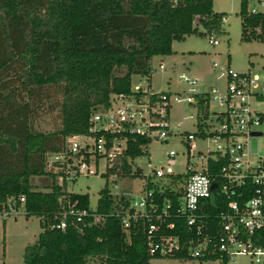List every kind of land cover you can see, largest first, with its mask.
Masks as SVG:
<instances>
[{"label":"trees","instance_id":"16d2710c","mask_svg":"<svg viewBox=\"0 0 264 264\" xmlns=\"http://www.w3.org/2000/svg\"><path fill=\"white\" fill-rule=\"evenodd\" d=\"M247 5L241 0L242 33L264 29V14L248 12ZM224 17L213 0H0V209L8 197L23 195L25 215L38 217L41 228L22 264H151L160 258L148 254L140 224L127 240L107 184L96 205L102 223L84 218L56 228L65 193L46 169V154L60 152L66 136L87 133L90 114L107 107L112 93H129L132 76L150 80L152 58L170 55L174 41L198 33L196 19L205 34L220 35ZM120 68L123 74L116 73ZM45 89L61 96V126L48 133L31 124V102ZM139 153L136 146L126 156ZM126 156L110 171L129 174ZM35 176L50 178L44 191L31 182ZM67 194L88 206L87 193Z\"/></svg>","mask_w":264,"mask_h":264},{"label":"built area","instance_id":"2783aa9c","mask_svg":"<svg viewBox=\"0 0 264 264\" xmlns=\"http://www.w3.org/2000/svg\"><path fill=\"white\" fill-rule=\"evenodd\" d=\"M257 3L264 7V0ZM248 12L264 14V9ZM252 33L264 40L263 27H253ZM207 34L213 46L219 44L215 31ZM159 67L164 69L163 61ZM217 67L213 61L212 68ZM179 79L188 86L183 97L180 92L173 96L140 83H131L129 93H112L107 107L90 114L87 133L66 136L60 152L46 154V169L65 193L59 197L61 211L55 226L65 230L68 221L78 223L84 218L90 219L89 225L102 223L105 216L96 207L70 199L67 187L79 176L98 174L103 161L106 177L144 182L139 192L108 189L119 203L116 215L121 217L127 240L140 224L150 256L264 264V153L252 149L253 144L259 148L260 138L264 140L257 130L264 126V72L220 69L217 79L224 81V87L220 83L205 90L191 74L182 73ZM173 102L196 111L182 117L176 131L170 128ZM212 103L223 109L212 108ZM254 103L263 109L253 108ZM188 118L194 119L195 130L180 131ZM168 141L181 145L182 151L168 149L159 164L149 158L146 167L135 163L150 154L152 143ZM136 146L140 153L126 156ZM125 156L131 172L124 176L118 170L111 172L115 160ZM179 156L183 170H176ZM24 202L23 195L8 197L0 209L3 219L20 215Z\"/></svg>","mask_w":264,"mask_h":264},{"label":"rangeland","instance_id":"374dc122","mask_svg":"<svg viewBox=\"0 0 264 264\" xmlns=\"http://www.w3.org/2000/svg\"><path fill=\"white\" fill-rule=\"evenodd\" d=\"M241 0H213V10L225 13L222 23V33L218 35L219 44L213 46L209 42V35L205 34L203 26H198V33L187 36L183 41L172 43V53L165 56H154L151 60L152 75L150 82L145 75L132 76V85L140 83L142 87L151 84L156 92H171L172 95H182L188 89L186 83L179 79L182 73L191 74L198 80L197 86L201 90L209 86L224 87V81L217 79L220 69L228 67L238 72H264V40L258 38L254 33L250 34L253 27H247L246 34L242 33V18L239 13ZM247 9L263 10L264 7L257 3V0H250ZM160 60L164 61V69L159 67ZM216 61L218 67L213 69L212 62ZM117 74H123L124 68L116 70ZM61 96L54 89L41 90L31 102L32 127L43 133L53 132L61 126L60 114ZM214 109H223V106L212 103ZM253 108L263 109V105L254 103ZM195 109L184 103L173 102L171 107L170 128L173 131L178 129V123L182 117L189 114L195 115ZM194 119H186L181 123L180 131H194L192 125ZM264 134V126L257 128ZM263 138L259 139V148L253 144L252 149H257L264 153L262 147ZM182 151V146L168 141L160 144L152 143L149 146L150 154L139 157L135 163L146 167L150 159L151 163L159 164L163 162L164 152L170 148ZM149 158V159H148ZM176 170H183V158L178 157ZM181 162V163H180ZM104 162L99 165L98 174L79 176L75 182L68 184L69 192L87 193L89 195V206L95 208L99 198L100 190L107 184L114 191L126 190L139 192L144 187V182L139 179L130 178L119 180L114 176L106 177L102 174ZM115 180V181H114ZM37 189L44 191L51 182L45 176H35L31 178ZM117 184V187L113 186ZM21 214L16 217L3 219L0 212V264H22L23 255L26 250L32 251L41 231L39 218L36 216H26L24 208L21 207ZM151 264H219L217 261H191L174 258H153Z\"/></svg>","mask_w":264,"mask_h":264},{"label":"crops","instance_id":"0c3cea01","mask_svg":"<svg viewBox=\"0 0 264 264\" xmlns=\"http://www.w3.org/2000/svg\"><path fill=\"white\" fill-rule=\"evenodd\" d=\"M160 61H163V60H160ZM164 62V61H163Z\"/></svg>","mask_w":264,"mask_h":264}]
</instances>
